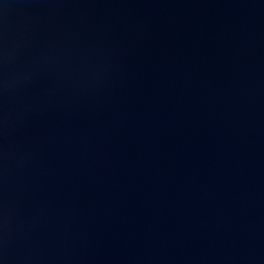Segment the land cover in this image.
Returning a JSON list of instances; mask_svg holds the SVG:
<instances>
[{"label": "water", "instance_id": "obj_1", "mask_svg": "<svg viewBox=\"0 0 264 264\" xmlns=\"http://www.w3.org/2000/svg\"><path fill=\"white\" fill-rule=\"evenodd\" d=\"M0 264H264V0H0Z\"/></svg>", "mask_w": 264, "mask_h": 264}]
</instances>
